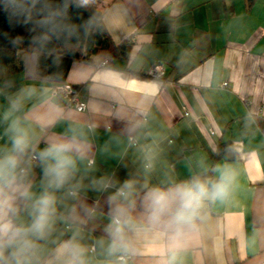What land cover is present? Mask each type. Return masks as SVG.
Returning a JSON list of instances; mask_svg holds the SVG:
<instances>
[{"label": "crops", "instance_id": "1", "mask_svg": "<svg viewBox=\"0 0 264 264\" xmlns=\"http://www.w3.org/2000/svg\"><path fill=\"white\" fill-rule=\"evenodd\" d=\"M92 1L84 0L102 11L113 43L132 39L127 59L71 63L65 82L86 105L77 111L39 79L33 54L17 53L0 78V147L10 146L5 133L16 118L37 150L75 137L84 149L82 182L69 202L82 243L94 261L114 259L106 254L108 228L122 207L133 220L124 264H166L171 256L170 230L147 222L153 190L210 167L219 179L227 168L229 196L204 202L174 264H264V0ZM156 64L160 79L150 75ZM226 140L238 159L212 163ZM34 172L39 181L40 167ZM126 181L130 195L116 197Z\"/></svg>", "mask_w": 264, "mask_h": 264}, {"label": "clouds", "instance_id": "2", "mask_svg": "<svg viewBox=\"0 0 264 264\" xmlns=\"http://www.w3.org/2000/svg\"><path fill=\"white\" fill-rule=\"evenodd\" d=\"M5 134L10 146L0 147V264H124L132 248L127 231L133 220L122 207L116 208L108 228L111 241L106 254L114 259L94 261L82 243L79 213L69 202L82 182L78 162L84 149L75 137L51 139L37 150L35 136L19 118L11 121ZM37 166L42 172L39 181ZM231 180L225 168L218 180L193 178L149 194L148 224L171 232L166 264H174L184 228L193 224L204 202L229 196ZM131 187L126 181L116 197L130 195L124 189ZM97 243L104 249L103 240Z\"/></svg>", "mask_w": 264, "mask_h": 264}, {"label": "trees", "instance_id": "3", "mask_svg": "<svg viewBox=\"0 0 264 264\" xmlns=\"http://www.w3.org/2000/svg\"><path fill=\"white\" fill-rule=\"evenodd\" d=\"M131 44V38L113 43L104 28L102 11L84 0H0V78L17 53L27 52L35 56L39 79L55 86L65 83L71 63L126 60ZM220 159H238L231 141L217 143L212 163ZM193 178L218 180L211 167L190 181Z\"/></svg>", "mask_w": 264, "mask_h": 264}, {"label": "built area", "instance_id": "4", "mask_svg": "<svg viewBox=\"0 0 264 264\" xmlns=\"http://www.w3.org/2000/svg\"><path fill=\"white\" fill-rule=\"evenodd\" d=\"M110 63L109 59H104L101 61L98 65L104 66L108 65ZM150 75L156 79H159L163 77L164 75V68L162 64H156L154 65ZM221 88H227L228 84L227 82H222L220 84ZM54 93L59 94L63 100L66 106L71 107L77 111H83L86 107L85 101L78 98L75 89L72 85L68 83H59L54 86Z\"/></svg>", "mask_w": 264, "mask_h": 264}, {"label": "rangeland", "instance_id": "5", "mask_svg": "<svg viewBox=\"0 0 264 264\" xmlns=\"http://www.w3.org/2000/svg\"><path fill=\"white\" fill-rule=\"evenodd\" d=\"M95 1H96V0H93V1L91 2V5L94 4Z\"/></svg>", "mask_w": 264, "mask_h": 264}]
</instances>
